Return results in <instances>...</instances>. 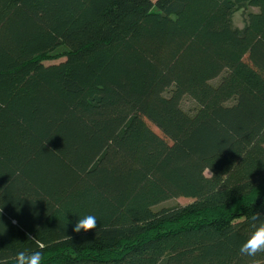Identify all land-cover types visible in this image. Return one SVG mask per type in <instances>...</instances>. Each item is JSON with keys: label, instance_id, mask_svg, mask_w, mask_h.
<instances>
[{"label": "trees", "instance_id": "1", "mask_svg": "<svg viewBox=\"0 0 264 264\" xmlns=\"http://www.w3.org/2000/svg\"><path fill=\"white\" fill-rule=\"evenodd\" d=\"M257 212L264 0H0V264H264Z\"/></svg>", "mask_w": 264, "mask_h": 264}, {"label": "clouds", "instance_id": "2", "mask_svg": "<svg viewBox=\"0 0 264 264\" xmlns=\"http://www.w3.org/2000/svg\"><path fill=\"white\" fill-rule=\"evenodd\" d=\"M251 220L254 222V230L241 245L239 253L242 256L255 258L259 254H264V217L257 212L252 214ZM96 227V217L93 215H87L78 220L73 231L76 233L81 232V230L88 232L96 229ZM30 240H35V238H30ZM37 247L40 250L31 252L24 250L17 252L15 255V264H45L46 257L43 253L45 245L43 243H38ZM4 264H7V262L5 261Z\"/></svg>", "mask_w": 264, "mask_h": 264}, {"label": "rangeland", "instance_id": "3", "mask_svg": "<svg viewBox=\"0 0 264 264\" xmlns=\"http://www.w3.org/2000/svg\"><path fill=\"white\" fill-rule=\"evenodd\" d=\"M156 0H151V2H155ZM256 12L257 10L254 8H246V9H237L234 14H233V24L241 29L243 27V19L244 16L247 12ZM59 60H53V61H49L46 62V64H50V63H57ZM182 107L185 110H193L194 109V104L190 101V100H184L182 102ZM208 174V173H206ZM191 200L190 199H184V198H178V199H174V200H170L165 202L162 206H176V205H186L188 203H190Z\"/></svg>", "mask_w": 264, "mask_h": 264}]
</instances>
